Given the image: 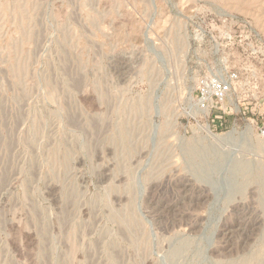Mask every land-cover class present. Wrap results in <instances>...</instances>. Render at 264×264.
I'll return each mask as SVG.
<instances>
[{
    "label": "rangeland",
    "instance_id": "obj_1",
    "mask_svg": "<svg viewBox=\"0 0 264 264\" xmlns=\"http://www.w3.org/2000/svg\"><path fill=\"white\" fill-rule=\"evenodd\" d=\"M0 264H264V0H0Z\"/></svg>",
    "mask_w": 264,
    "mask_h": 264
},
{
    "label": "built area",
    "instance_id": "obj_2",
    "mask_svg": "<svg viewBox=\"0 0 264 264\" xmlns=\"http://www.w3.org/2000/svg\"><path fill=\"white\" fill-rule=\"evenodd\" d=\"M237 80L238 74L235 71L228 70L220 77L206 80L199 88V108L205 112L218 110V112L213 114L212 121L219 129H222L226 122L224 115H226L227 111L222 108V104L229 97L233 84Z\"/></svg>",
    "mask_w": 264,
    "mask_h": 264
},
{
    "label": "bare ground",
    "instance_id": "obj_3",
    "mask_svg": "<svg viewBox=\"0 0 264 264\" xmlns=\"http://www.w3.org/2000/svg\"><path fill=\"white\" fill-rule=\"evenodd\" d=\"M207 112V111H206ZM201 129H203L206 133H208L209 135H211L212 137L216 138V134H214L213 132L210 131L209 127L207 125H203L200 127Z\"/></svg>",
    "mask_w": 264,
    "mask_h": 264
}]
</instances>
